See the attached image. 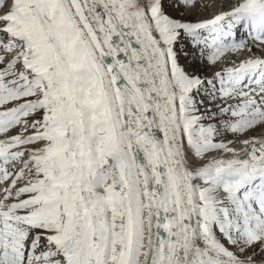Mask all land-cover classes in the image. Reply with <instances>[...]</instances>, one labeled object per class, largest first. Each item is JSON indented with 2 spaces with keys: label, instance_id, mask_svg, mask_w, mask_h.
<instances>
[{
  "label": "snow or ice",
  "instance_id": "6c2138e0",
  "mask_svg": "<svg viewBox=\"0 0 264 264\" xmlns=\"http://www.w3.org/2000/svg\"><path fill=\"white\" fill-rule=\"evenodd\" d=\"M200 2L0 0V264H264V138L224 140L264 130V57L181 62L264 51V0L169 12Z\"/></svg>",
  "mask_w": 264,
  "mask_h": 264
},
{
  "label": "rangeland",
  "instance_id": "374dc122",
  "mask_svg": "<svg viewBox=\"0 0 264 264\" xmlns=\"http://www.w3.org/2000/svg\"><path fill=\"white\" fill-rule=\"evenodd\" d=\"M209 1H214L215 2V5L216 6H219V8L221 7L222 9L227 8L232 3L231 0H230V3L227 0H209ZM9 2L10 1L8 0V4H9ZM200 3H202V1ZM213 6L214 5H212L211 7H213ZM219 8L218 9L216 8L217 11L219 10ZM5 10H7V9L5 8ZM208 10L211 11L210 8H208L206 11L208 12ZM169 12L173 16L180 15L182 19L190 20V21H196V20H198V18H200L201 14H203L202 13L203 11H198L197 9H193L191 12H183L180 9H176V10L169 9ZM0 14H2V13H0ZM209 15H210V12H208L207 14H205V17H208ZM208 50H207L208 51V54L205 55V53H204V56H203L202 59L198 55L197 56V59L195 61H193L192 55H191L192 49L191 48H187L186 51L189 53L188 59L186 61L185 60H182L181 62L185 64V66L187 67V70H189V71H195V72H197L198 74H200L203 77L209 76L211 78V76H210L212 74L211 71L214 70V67H212V66H215L214 64L216 62H218L219 66L221 65L223 67V69H224L225 66L227 65L228 58L227 57H224V55H223V57H220V59L217 60L215 63H210V65H207L209 62L208 61H205V60H206V58L211 53L210 52V49H208ZM9 59H10V57H9ZM221 61H222V63H221ZM223 62H224V64H223ZM2 67H3V65H0V68H2ZM217 88H219V85L218 84H217ZM21 131H22V129L19 128V127L14 128V129H12V133L10 135H12V134L13 135L14 134H16V135L17 134H20ZM228 138H231V137H228ZM230 250H232V249H230Z\"/></svg>",
  "mask_w": 264,
  "mask_h": 264
},
{
  "label": "bare ground",
  "instance_id": "6f19581e",
  "mask_svg": "<svg viewBox=\"0 0 264 264\" xmlns=\"http://www.w3.org/2000/svg\"><path fill=\"white\" fill-rule=\"evenodd\" d=\"M10 2H9V5H10V3H11V0H9ZM202 1V3H200L199 4V6H198V8H197V10L198 11H203L202 13L203 14H201V16H200V18H198V20H203V19H207V18H210L211 16H213L214 14H218V13H220V12H222V11H225V10H222V8L220 7L219 8V6H216L215 5V2L214 1H209V0H201ZM228 1V0H227ZM231 5H229L227 8L228 9H231L233 6H235V4H237V2H238V0H231ZM229 3H230V1H229ZM205 5H207V7H205ZM212 5H214L213 7H211ZM221 5V4H220ZM210 6V7H209ZM208 8H210V10L211 11H209L208 10V12H210V15L208 16V17H205V14H207L208 12L206 11ZM219 8V10L217 11V9ZM216 9V10H215ZM221 10V11H220ZM220 11V12H219ZM197 21V20H196ZM211 52V51H210ZM246 54V52L244 51V52H242L241 54H238L239 55V60H237L236 62L237 63H233L232 65H229V66H227L225 69H227V68H230V67H236V66H238V64L241 62V61H243L244 59H246V58H240V57H244V55ZM228 56V52L227 53H225L224 54V57H227ZM228 58V57H227ZM220 62V61H219ZM207 63V62H206ZM221 63H222V61H221ZM223 64H224V62H223ZM207 65H210V63H208ZM215 66H212V67H214V70H212L211 72H214V73H217V72H223V67L220 65L219 66V64H218V62H216L215 64H214ZM223 69V70H222ZM210 78V77H209ZM213 78V76H211V78L210 79H212ZM28 133H26L25 135H27ZM16 134H12V135H10V136H15ZM10 136H8V137H10ZM228 137H231V138H228ZM250 137H257V138H264V130H262V129H256L255 131H250L249 133H247V135L246 136H240V137H233L231 134H229V136L227 135L226 137H224V140H225V142H227V141H231V144L229 145L230 147H234V148H236L237 150H240L242 147H243V145H242V143H241V141L242 140H244V139H247V138H250ZM216 155H220L219 153H217ZM224 158H228L227 156H225ZM2 187H4V186H2V185H0V188H2Z\"/></svg>",
  "mask_w": 264,
  "mask_h": 264
}]
</instances>
